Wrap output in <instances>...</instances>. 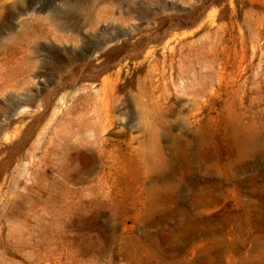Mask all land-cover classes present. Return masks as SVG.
I'll return each mask as SVG.
<instances>
[{
	"label": "rangeland",
	"instance_id": "obj_1",
	"mask_svg": "<svg viewBox=\"0 0 264 264\" xmlns=\"http://www.w3.org/2000/svg\"><path fill=\"white\" fill-rule=\"evenodd\" d=\"M263 239L264 0H0V264Z\"/></svg>",
	"mask_w": 264,
	"mask_h": 264
},
{
	"label": "bare ground",
	"instance_id": "obj_2",
	"mask_svg": "<svg viewBox=\"0 0 264 264\" xmlns=\"http://www.w3.org/2000/svg\"><path fill=\"white\" fill-rule=\"evenodd\" d=\"M78 132H80V131H78ZM91 133V132H90ZM58 150V149H57ZM65 150V149H64ZM65 153H67V152H65ZM87 156V155H86ZM74 166V165H73ZM64 176V175H63ZM76 181V180H75ZM175 188V187H174ZM258 203V202H257ZM198 224V223H197ZM201 226V225H200ZM185 228V227H184ZM216 228V227H215ZM236 228V227H235ZM231 230V229H230ZM182 231H183V229H182ZM232 231V230H231ZM234 231V230H233ZM244 237V236H243ZM244 240V239H243ZM261 240V239H260ZM264 240V239H263ZM252 242V241H251ZM260 242V241H259ZM232 249V248H231ZM230 249V250H231ZM228 251V250H227ZM228 253V252H227ZM231 253V252H230ZM229 253V254H230ZM229 262V261H228ZM244 263H247V262H244ZM109 264V263H108ZM248 264V263H247Z\"/></svg>",
	"mask_w": 264,
	"mask_h": 264
}]
</instances>
